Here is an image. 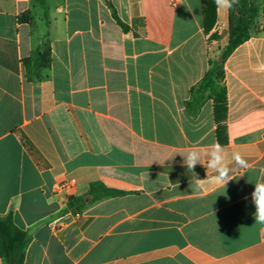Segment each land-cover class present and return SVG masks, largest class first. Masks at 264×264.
<instances>
[{
  "label": "crops",
  "instance_id": "crops-1",
  "mask_svg": "<svg viewBox=\"0 0 264 264\" xmlns=\"http://www.w3.org/2000/svg\"><path fill=\"white\" fill-rule=\"evenodd\" d=\"M261 3L260 32L222 64L215 112L191 91L226 45L228 11L206 35L201 0H0V217L31 236L23 264H264L251 196L264 179ZM46 33L50 68L27 81L22 60ZM213 142L250 164L226 186L203 156L184 166ZM92 183L122 194L72 217L68 198Z\"/></svg>",
  "mask_w": 264,
  "mask_h": 264
},
{
  "label": "trees",
  "instance_id": "trees-1",
  "mask_svg": "<svg viewBox=\"0 0 264 264\" xmlns=\"http://www.w3.org/2000/svg\"><path fill=\"white\" fill-rule=\"evenodd\" d=\"M204 32L206 35L216 22V5L214 0H201ZM261 0H239V3L228 11L227 42L221 49V60L210 63V68L202 80L193 88L191 94L208 92L213 99L215 112L226 110V90L222 82V64L229 55L250 37L260 32L258 18L262 9ZM44 16L46 17L45 10ZM113 16L121 27V24L113 11ZM25 16H20L24 20ZM27 81L33 79L41 80L44 72L51 65V50L47 33L43 41L33 54L22 60ZM122 193L108 190L101 183H92L84 196L69 197L66 203V210L72 214L80 212L86 205L108 196H119ZM31 236L24 230L18 228L10 215L0 217V256L6 264H23L27 246Z\"/></svg>",
  "mask_w": 264,
  "mask_h": 264
},
{
  "label": "clouds",
  "instance_id": "clouds-1",
  "mask_svg": "<svg viewBox=\"0 0 264 264\" xmlns=\"http://www.w3.org/2000/svg\"><path fill=\"white\" fill-rule=\"evenodd\" d=\"M214 3L218 10L229 11L239 3V0H214ZM202 156L206 158V172L211 171L215 174L212 179L218 185L226 186L229 181L235 179L233 173L236 169H248L250 167L248 160L239 151L232 152L229 159L225 147L219 142H213L204 153L196 149L188 151L187 155L183 156L184 166L192 171L197 164L201 165ZM233 164L235 167L230 166ZM262 174H264V170H262ZM208 179L209 177L204 180L197 178L194 187L200 188ZM251 196L255 206V223L264 225V179L255 183Z\"/></svg>",
  "mask_w": 264,
  "mask_h": 264
},
{
  "label": "built area",
  "instance_id": "built-area-1",
  "mask_svg": "<svg viewBox=\"0 0 264 264\" xmlns=\"http://www.w3.org/2000/svg\"><path fill=\"white\" fill-rule=\"evenodd\" d=\"M70 187V183L69 182H62V183H59L57 186H56V188H55V190H56V193H60V192H62V191H64V190H66L67 188H69ZM71 215H72V217H78L79 216V212L78 213H76V214H72L71 213Z\"/></svg>",
  "mask_w": 264,
  "mask_h": 264
},
{
  "label": "water",
  "instance_id": "water-1",
  "mask_svg": "<svg viewBox=\"0 0 264 264\" xmlns=\"http://www.w3.org/2000/svg\"><path fill=\"white\" fill-rule=\"evenodd\" d=\"M219 60H221V56H219Z\"/></svg>",
  "mask_w": 264,
  "mask_h": 264
}]
</instances>
